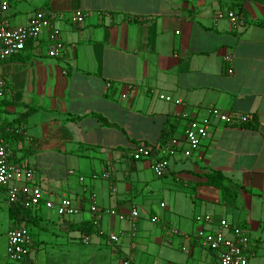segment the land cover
I'll return each instance as SVG.
<instances>
[{"label":"crops","instance_id":"0c3cea01","mask_svg":"<svg viewBox=\"0 0 264 264\" xmlns=\"http://www.w3.org/2000/svg\"><path fill=\"white\" fill-rule=\"evenodd\" d=\"M40 8L67 16L82 10L87 17L82 25L58 23L62 56L47 54L44 33L0 62L10 102L0 109V123L34 109L15 123L25 135L12 140L0 134L14 148L13 160L35 168L43 193L39 223L29 225L32 261L220 264L219 251L194 234L227 219L250 236V264H264V0H20L11 1L4 17L21 25ZM229 10L241 24L216 15ZM212 107L252 114L258 126L216 121L199 150L185 157L187 121ZM168 125L171 137L162 142ZM174 139L162 177L151 158L133 155L146 145L153 158L164 156L156 146ZM213 172L225 176L222 185L209 183ZM63 198L82 211L60 216L44 204ZM94 201L127 217L104 214L96 224L89 211ZM9 206L0 186L7 231L13 225ZM133 209L139 212L135 228ZM90 224L93 232L86 233ZM6 229L0 264H10ZM119 232L123 237L113 243L109 234Z\"/></svg>","mask_w":264,"mask_h":264},{"label":"built area","instance_id":"2783aa9c","mask_svg":"<svg viewBox=\"0 0 264 264\" xmlns=\"http://www.w3.org/2000/svg\"><path fill=\"white\" fill-rule=\"evenodd\" d=\"M11 1L20 0H0V62L20 51H24L27 44L34 40H39L44 33L48 36L47 54L50 57L62 56L65 50V41L62 37V29L58 25L68 19L75 25H82L86 21V13L82 10H75L70 16L63 11L47 10L40 8L34 11L28 22L21 25L11 26L5 20V13L10 8ZM218 18L227 17L233 24H241L239 16L234 11H219ZM232 58L228 56L226 60ZM232 69L229 72L232 73ZM7 86V80L0 72V95ZM128 85V89H131ZM124 94L123 97H126ZM159 97L168 102L180 103L179 99L173 96L160 94ZM184 117H189L184 114ZM253 119L252 114L223 112L219 108H209L205 115L194 116L187 123L181 139V152L185 157H192L195 151L199 150L204 139L211 136L215 122L225 124H243ZM23 130V128H19ZM26 134V133H25ZM177 139L172 140L167 145H157L156 149L166 150V155L153 158L152 149L147 146H138L133 155L135 158H151L154 173L162 177L166 175L170 167L168 153L172 150V145ZM14 148L9 141L0 140V186L7 189V200L9 204L21 202L25 206L37 209L43 200V193L39 185L36 184L35 168L24 161L13 160ZM110 176L109 172H104L103 177ZM94 177H96L94 175ZM84 180V177H81ZM45 206L54 210L60 216H72L80 213L82 207L71 198H63L60 201L46 200ZM89 211L94 223H98L104 214L117 215L121 219L126 218L124 214H119L115 209L101 208L95 201L90 205ZM139 212L133 209L130 219L133 227L136 226ZM177 232L176 229L173 230ZM228 231L232 235H228ZM124 232L110 233L109 238L113 243H119ZM194 238L211 250L219 251L220 264H250V236L240 227L231 225L227 219H221L210 229H199L195 232ZM34 240L30 226L22 223L17 227H11L7 231L6 251L9 259L17 264H36L30 257V250ZM124 264H130V260H125Z\"/></svg>","mask_w":264,"mask_h":264},{"label":"trees","instance_id":"16d2710c","mask_svg":"<svg viewBox=\"0 0 264 264\" xmlns=\"http://www.w3.org/2000/svg\"><path fill=\"white\" fill-rule=\"evenodd\" d=\"M8 86L4 89L2 94L0 95V109L3 110V107L7 104H9V100H7V94H8ZM34 109L28 108V110L20 115V117L16 120H13L12 122L6 123V124H1L0 123V134L6 137V139H18L19 137H22L25 135L26 131L25 129L21 130L18 128V126L22 124H15V123H20L24 122L26 117L32 112ZM103 122H106L103 118H101ZM107 123V122H106ZM242 125L244 126H249L256 128L258 126L257 121H249L247 123H243ZM171 128L165 127L161 134H160V141L164 142L167 140L169 137H171ZM146 146V145H144ZM218 177L217 180H215V177ZM225 179V176L221 174L220 172H213L210 175L209 183L213 185H222L223 181ZM9 216L10 219L13 221L12 227H17L22 223H27L28 225H37L40 220V216L37 214V209L25 206L21 202L17 203H12L9 206ZM92 224L89 225V229L84 230L86 233H92Z\"/></svg>","mask_w":264,"mask_h":264},{"label":"rangeland","instance_id":"374dc122","mask_svg":"<svg viewBox=\"0 0 264 264\" xmlns=\"http://www.w3.org/2000/svg\"><path fill=\"white\" fill-rule=\"evenodd\" d=\"M5 210H3V211H0V250L3 248V241H2V231H4L5 229H6V227H8L7 225V220L6 219H4V218H6V215H4V214H6L5 212H4ZM2 212V213H1ZM6 232H7V229H6ZM5 232V233H6ZM6 246H7V244H6ZM6 246H5V252H6V257H7V260L10 262V264L12 263V264H17L16 262H13V261H11L10 259H9V257H8V255H7V251H6Z\"/></svg>","mask_w":264,"mask_h":264}]
</instances>
